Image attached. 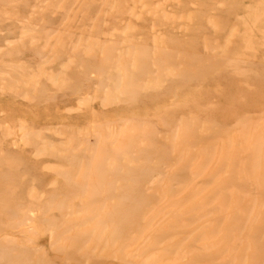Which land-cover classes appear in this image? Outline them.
<instances>
[{"label":"rangeland","instance_id":"obj_1","mask_svg":"<svg viewBox=\"0 0 264 264\" xmlns=\"http://www.w3.org/2000/svg\"><path fill=\"white\" fill-rule=\"evenodd\" d=\"M0 264H264V0H0Z\"/></svg>","mask_w":264,"mask_h":264}]
</instances>
